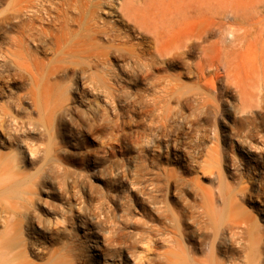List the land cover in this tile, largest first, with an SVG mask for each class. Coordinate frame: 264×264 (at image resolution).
Listing matches in <instances>:
<instances>
[{"label":"bare ground","instance_id":"obj_1","mask_svg":"<svg viewBox=\"0 0 264 264\" xmlns=\"http://www.w3.org/2000/svg\"><path fill=\"white\" fill-rule=\"evenodd\" d=\"M9 5V12L0 15L1 24H6L13 32L5 38L10 48L4 56L11 58L16 77H20L21 69L28 73L33 108L41 115L47 108L48 78L66 73H70L75 90L81 91L77 94L79 102L88 100L85 94L90 92L94 98L102 96L105 104L123 102L124 107L140 114L143 110L151 112L149 126L153 130L149 129L152 132L147 146L160 149L164 145L166 156L172 158L169 164L176 166L161 169L163 182L152 177L148 170L140 174L142 178L148 175L146 181L136 182L155 211L150 221L162 222L159 227L146 225L153 233L151 238L165 242L158 258L164 264H237L233 255L239 254L242 264H264V231L255 229L254 232L247 222L232 218L243 212L245 202L254 198L261 200L258 201L260 208L257 206L255 211L257 209L264 221V178L258 179L257 187L250 181L249 187L239 185L240 167L246 169L247 175L260 168L262 175L264 170V0H10ZM103 15L116 18L123 28L101 20ZM46 50L55 56L49 62L54 64L48 68L37 59V54ZM27 59L32 62V68ZM111 66L117 67L120 74H115ZM176 67L181 71L171 73ZM92 69L100 73L95 75ZM187 74L194 78L191 87L180 81V77ZM82 79L84 81L78 85L77 81ZM124 84L143 87L126 96ZM61 99V103H52L53 107L48 115L46 113L47 125L52 118L63 122L70 118L69 98ZM192 99L211 109L214 121H226L230 111L238 115L230 126L238 142L233 149L236 153L246 151L245 156L241 155L238 160L230 156L229 137L225 136L220 146L205 150V157L197 160L201 135L197 131L198 136L194 135L195 127L192 133L191 124L186 123L183 113ZM26 128L33 131L37 127L29 122ZM259 134L261 140L257 144ZM144 160L141 157L142 164L147 161ZM258 160H262L263 165H259ZM194 164L200 169L209 165L223 168L224 175L211 173L216 176L218 185L210 192L203 191L199 195L195 185H186L188 181L192 183L187 171ZM17 167L14 164L9 171ZM56 175L39 176L36 181L31 177L26 192L12 188L15 196L23 193L25 197L22 196L17 206L0 210V264H32L28 255L39 258L43 253L42 242L53 238L50 215L62 221L75 218L81 229L85 225L93 226L89 220L94 219L93 228L108 235L103 244L118 245L116 249L122 250L121 238L131 230L126 229L123 222L113 223L118 206L113 205L112 216L109 213L94 216L81 207L56 203L55 200L66 193ZM47 181L58 184V189L45 186ZM13 184L9 186L14 187ZM146 184L150 192L142 189ZM40 188L48 200L38 198ZM170 189L182 196L191 191L199 198L194 204L186 205L183 213L169 208L165 200H158L162 190L168 193ZM110 196L111 202L116 203L121 201L122 192L115 191ZM124 207L128 210V206ZM186 220H191V225H186ZM104 222L113 226L107 229ZM83 231L88 258L81 263L98 264L96 260L100 255H93L98 246L96 232L92 228ZM55 253H50V258ZM135 254H130L131 262L127 258L123 264L157 263L152 257L154 253ZM47 264L58 263L49 259Z\"/></svg>","mask_w":264,"mask_h":264},{"label":"rangeland","instance_id":"obj_2","mask_svg":"<svg viewBox=\"0 0 264 264\" xmlns=\"http://www.w3.org/2000/svg\"><path fill=\"white\" fill-rule=\"evenodd\" d=\"M9 1L0 0V15L9 12ZM110 17L103 15L100 16V19L111 22L119 29L123 28V25L119 24L116 18ZM12 33L6 24H1L0 22V210L8 208L10 205L17 206V203L21 202L22 196L25 197L23 193L20 196H15L12 188L19 192H26L30 188V183L36 181L39 176L47 175L53 177L57 173L56 177L61 184L63 183L66 193L64 196H60V199L57 198L55 200L56 203L64 206L71 204L74 208L81 207L84 211L88 210L92 215L94 214V216L105 215V213H109L112 216V208L115 204L118 208L114 213L113 223L123 222L125 228L131 230L128 235L121 238V241L123 240V244L121 243L123 248L121 250V248L116 249L118 245L113 247V244L108 246L103 244V239L108 237V235L103 230L98 231V229L93 228L95 226L94 219L92 221H90L91 219L89 220L93 226L85 225L81 229L78 227L79 222L75 218L62 221L59 217L56 218L50 215L48 221L50 220L49 222H51L52 220V225L51 223L48 225L53 227L51 232L52 240L50 242L45 240L42 242L43 253L40 254L39 258L33 259L34 257L28 255L27 259L32 264H47L49 259L50 262L58 264H77L81 263L82 260L86 261L88 254L84 249L83 230L92 228L93 232H96L95 239L98 241L97 250L93 251V255L96 254V257L100 255V258L98 257L96 260L98 264H123L127 258L131 262L130 254L136 255L135 253L139 254L138 256L154 253L152 257L157 262L156 264H164L163 260L158 258V254L164 250L162 245L163 243L165 245V242L151 238L153 233L149 232L146 226L148 223L156 224L159 227L162 222L150 221L152 219L151 215L155 214V211L153 206L150 205L149 199L146 200V196L142 195L139 185L136 184L139 180L142 182L146 181L148 175L145 174L144 178L140 176L145 170H148L147 172L152 177H158L159 181L163 182L161 169L176 168L175 164H169L168 161H171L172 158L169 155L166 156L164 145L160 149L152 145L147 146L148 137L152 132L149 129L153 130L149 126L151 112L143 110L140 114L137 110L124 107L123 102L118 105L115 102H106L105 104L102 96L94 98L90 92L85 94L89 101L79 102L77 94H80L81 91L75 90V85L73 86L70 80V73H66L64 76L56 78L51 76L48 78L46 83L48 87L45 91L47 92L45 101L47 108L44 112L45 114L41 115V112L33 108L28 73L21 69L19 70L20 77H16L11 58L4 56L6 55L5 51L10 48L5 38L11 36ZM101 42L105 44L103 41ZM53 58L55 56L50 50L37 54V59L45 64L46 68L54 64L49 63ZM113 63L114 61L111 60L112 65ZM27 64L32 68V62L29 59H27ZM111 68L115 74H120L117 67L111 66ZM180 71L181 69L176 67L170 72L176 74ZM91 72L95 75L100 73L98 69H92ZM83 81V79L77 81V84L79 85ZM180 81L185 86L191 87L193 86L194 78L193 75L187 74L186 76H181ZM124 86L123 91L126 92V96L128 93L133 92L134 89L143 87V85H139L134 88L128 84H124ZM61 97L69 98L67 104L68 107H71L70 118L66 122L52 118L50 124L47 125L46 113L48 115L50 112V107H53L52 103H61ZM191 102H189L191 105L183 108V113L186 116V123L191 124L192 133L194 134L193 127H195L194 135L197 133L201 135L199 136L201 140L197 160L201 161L205 157V150L220 146V141L225 136L229 137L227 145L229 146L228 152L230 156L237 160L238 158L241 159V155L245 156L246 151L243 153L238 151L236 153L233 149L235 145H238V142L233 135V131H230V126L238 115L230 111L226 121L221 122L220 119L214 121L211 109L196 103L194 99ZM117 118L118 121H116ZM29 122L37 127L36 130L32 131L26 128ZM91 124L93 125L92 127ZM214 124L216 125L215 132L213 131ZM256 130H260V128ZM223 132H226V135H223ZM259 136L261 134L256 139L255 143L257 144L261 140ZM142 137L144 140L141 139ZM192 137L194 136L192 135ZM188 144L191 143L188 142ZM230 146L233 147L231 148ZM27 149L30 150V153L27 152ZM141 157H143V160L145 159L144 161L147 160L143 162L146 166L142 164ZM153 159L154 161L151 162ZM258 163L263 165L262 160H258ZM14 164H17L18 167L15 171L10 172V167ZM195 165L187 171V178H190L192 183L188 181L186 185L191 187L195 185L198 188L199 195L203 191L206 193L210 192L218 185L216 176L211 173L224 175L223 168L209 165L200 169L199 166ZM261 169L247 175L246 169L244 170L240 167L239 177L241 180L239 185L249 187L251 182L257 187L258 179L264 178V170L262 175L259 174ZM49 173L52 175H49ZM243 173L245 175H242ZM31 177L32 181H30ZM249 177L251 180H249ZM49 182L47 181L45 186L54 190L58 189V184ZM12 184L15 186L10 187L9 185ZM17 186L22 187L17 188ZM147 186V184L143 185L142 189L150 192ZM90 188H92L91 191L89 190ZM10 189L11 191H8ZM165 190L159 193H162L159 197L157 194L158 200H165L169 208H174L183 213L187 207L186 205L194 204L199 198L197 195H193L194 193L191 191L182 196V193L176 190L170 189L168 193H165ZM38 191L40 193L38 198L41 201L48 200L45 199L46 196H44L45 194L41 191V188ZM115 191L122 192V196L121 201L113 203L110 195ZM258 201L261 200L252 198L249 202H245L243 204V212L236 214L237 216H232L238 222H247L254 232L256 231L255 229L264 231L263 218L257 211L260 208L259 204H261ZM124 206H128V210ZM161 206L163 205L161 204ZM255 208H257L256 211ZM89 217L91 218V216ZM185 223L186 225H191V220H186ZM103 226L110 229L113 225L110 222H107V224L104 222ZM140 233L142 234L141 236H139ZM148 247L151 250L146 251ZM111 249L114 250L112 254H110L111 252L109 253ZM54 251H56L55 255L50 258V253ZM106 252L109 254L106 255ZM233 257L236 259L237 264H242V257H239V254H234ZM81 264H84V261Z\"/></svg>","mask_w":264,"mask_h":264}]
</instances>
